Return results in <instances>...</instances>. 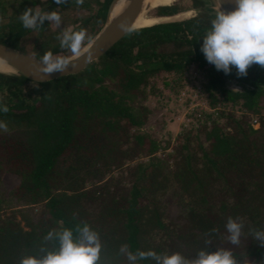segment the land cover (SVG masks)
<instances>
[{
	"label": "trees",
	"instance_id": "16d2710c",
	"mask_svg": "<svg viewBox=\"0 0 264 264\" xmlns=\"http://www.w3.org/2000/svg\"><path fill=\"white\" fill-rule=\"evenodd\" d=\"M110 1L46 8L55 0H4L0 41L39 58L46 51L68 56L57 39L63 29L47 21L24 28L20 14L36 5L59 7L61 27L85 29V44ZM173 2L148 15L202 10L131 29L78 72L35 82L0 70V108L9 109L0 111L6 128H0V264L39 255L55 244L43 241L50 230L83 223L100 234L99 264H128L119 252L124 243L133 252L193 257L206 240L210 251L231 247L250 264L264 262V246L249 233L264 230V68L254 64L246 77L235 68L217 71L201 52L215 16L203 8L213 0ZM165 92L163 107L171 99L205 104L188 111L174 143L169 132L156 136L149 125L150 99ZM5 175L16 182L3 190ZM228 217L245 224L238 247L226 240Z\"/></svg>",
	"mask_w": 264,
	"mask_h": 264
},
{
	"label": "clouds",
	"instance_id": "9594fccd",
	"mask_svg": "<svg viewBox=\"0 0 264 264\" xmlns=\"http://www.w3.org/2000/svg\"><path fill=\"white\" fill-rule=\"evenodd\" d=\"M62 5L66 0H55ZM77 4L83 0H76ZM236 8L232 11L222 7L215 9V16L210 22V29L203 35L201 52L208 63L213 64L217 71L225 75L236 69L238 77H246L248 69L256 64L264 68V0H235ZM24 28L38 29L49 22L50 27L63 29L57 39L60 47L69 51L72 57L81 55L87 32L85 29L74 31L61 27L63 18L59 7L49 11L42 10L39 5L26 8L19 16ZM72 57L53 54L46 51L40 58V71L46 76L53 73H63L73 62ZM34 86H37L34 83ZM235 90V89H233ZM8 107L0 111L8 112ZM0 128H5L0 124ZM6 130V128H5ZM245 224L240 217H228L225 224L228 233L226 240L230 245L239 246L244 233ZM218 232L213 228L210 233ZM253 240L264 246V230L249 229ZM44 242L54 241L51 248L41 247L39 255H25L19 264H99L101 259L102 241L98 231L87 223L77 224L75 228H64L60 231L50 230L43 237ZM200 249L195 256L188 257L179 251L157 253L155 250H137L133 252L124 243L119 252L127 259L128 264H140L151 260L155 264H250L247 256L238 257L231 247H217L209 250ZM251 264L253 262L251 261ZM264 264V262H261Z\"/></svg>",
	"mask_w": 264,
	"mask_h": 264
},
{
	"label": "water",
	"instance_id": "95a60500",
	"mask_svg": "<svg viewBox=\"0 0 264 264\" xmlns=\"http://www.w3.org/2000/svg\"><path fill=\"white\" fill-rule=\"evenodd\" d=\"M123 2L119 10H116V5ZM176 2V1H175ZM214 8L222 7L224 10L232 11L236 8L235 0H213ZM56 2L48 4L46 8ZM159 4L157 0H111L106 8H103L100 13H104L105 18L100 30L88 42L82 46L81 55L72 57L73 62L63 73H53L46 76L40 71V58L19 51L14 46L0 41V62L8 66V70L0 68V70L14 73L35 82H45L54 78L65 76L69 73H75L82 70L90 61L97 60L104 54L105 50L110 48L118 39H120L129 30L141 28V26L151 25L157 22L172 20L170 16H161V19L151 24L138 25V21L143 15H148V11ZM172 4V3H171ZM170 5V4H169ZM194 11L200 12L201 8L192 7ZM178 16V15H176ZM184 18V17H182ZM181 18H176L178 20Z\"/></svg>",
	"mask_w": 264,
	"mask_h": 264
},
{
	"label": "rangeland",
	"instance_id": "374dc122",
	"mask_svg": "<svg viewBox=\"0 0 264 264\" xmlns=\"http://www.w3.org/2000/svg\"><path fill=\"white\" fill-rule=\"evenodd\" d=\"M4 2V0H0V2ZM178 1V0H177ZM176 1V2H177ZM175 3V2H173ZM172 3V4H173ZM51 4V3H49ZM215 3H212V5H208L203 10L207 11H215ZM187 10H191V13H187ZM202 10V9H201ZM197 13V11H194L192 7L186 8L178 13V16H174L170 19L174 20L176 18H182V17H189L193 16ZM150 17V16H149ZM155 18V17H151ZM160 20L159 18H155L154 22ZM153 22V23H154ZM4 24L2 21H0V25ZM160 98V99H158ZM158 98H151L150 99V105L153 107V113L150 117L149 125H152L154 134L156 136L161 137L160 135L166 133L165 135H168V132L170 133L172 137V142H176V136L182 129V122L186 119L188 111L192 108L193 105L197 103H203L201 100L196 101L195 103H191L190 105H182L180 106L181 100L177 102L176 100H170L168 106L163 107L161 106L162 102H165L167 99V92H165V96L158 97ZM204 104V103H203ZM205 105V104H204ZM171 112L169 113V111ZM165 117V124L162 123V118ZM255 122V120H254ZM260 122L256 120L254 127H258ZM16 182V178L12 175H5L2 179V188L3 190H6L10 185L14 184ZM180 208V207H179ZM171 210L173 215H175L178 212V205L177 203H174L173 206H171Z\"/></svg>",
	"mask_w": 264,
	"mask_h": 264
},
{
	"label": "bare ground",
	"instance_id": "6f19581e",
	"mask_svg": "<svg viewBox=\"0 0 264 264\" xmlns=\"http://www.w3.org/2000/svg\"><path fill=\"white\" fill-rule=\"evenodd\" d=\"M173 0H157V2L158 3H160V2H162V3H169L170 4V2H172ZM176 1V0H175ZM122 4H123V2L121 3V2H119L117 5H116V10H119V8L122 6ZM192 11L191 10H187V13L189 14V13H191ZM150 15H143V16H141V18L139 19V21H138V25H141V24H151V23H153L154 22V19L156 18H151V17H153V16H150ZM157 18H159V19H161V17H157ZM0 68H2V69H5V70H8L9 68H8V66H6V65H4L2 62H0Z\"/></svg>",
	"mask_w": 264,
	"mask_h": 264
},
{
	"label": "built area",
	"instance_id": "2783aa9c",
	"mask_svg": "<svg viewBox=\"0 0 264 264\" xmlns=\"http://www.w3.org/2000/svg\"><path fill=\"white\" fill-rule=\"evenodd\" d=\"M256 122V121H255Z\"/></svg>",
	"mask_w": 264,
	"mask_h": 264
}]
</instances>
